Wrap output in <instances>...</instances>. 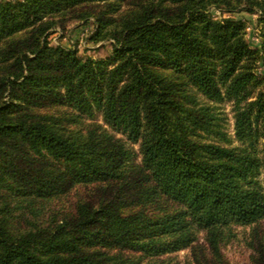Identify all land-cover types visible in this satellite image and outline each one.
Segmentation results:
<instances>
[{"label": "trees", "instance_id": "16d2710c", "mask_svg": "<svg viewBox=\"0 0 264 264\" xmlns=\"http://www.w3.org/2000/svg\"><path fill=\"white\" fill-rule=\"evenodd\" d=\"M90 20L108 57L49 43ZM236 225L264 264V0H0V264H230Z\"/></svg>", "mask_w": 264, "mask_h": 264}, {"label": "rangeland", "instance_id": "374dc122", "mask_svg": "<svg viewBox=\"0 0 264 264\" xmlns=\"http://www.w3.org/2000/svg\"><path fill=\"white\" fill-rule=\"evenodd\" d=\"M209 13L214 19L233 17L242 21L245 26L247 33L246 36L249 43L252 46L259 45L263 25L258 21V12H249L244 8L228 12L212 6ZM93 29L94 23L92 20L86 23L74 21L69 23L65 29H61L60 27L51 29L48 35V41L51 45H61L66 48H77L78 55L82 58L92 57L99 59L108 57L112 52L111 43L109 41H100L97 43L89 41L88 37ZM202 97L203 96L199 97L201 102L213 106L214 112L218 115V117H220V122L224 127V131L230 139V143L218 139H215V142L231 146L236 145L237 142L234 140V117L232 103L229 101L213 103ZM94 118V120L102 122L100 116L96 115ZM128 144L134 149V151H137L138 146L136 144ZM84 190L85 189L81 187L76 192L70 193L67 197L54 201L52 206L57 210H69L76 202L78 195L85 192ZM233 232L234 235L223 245L222 253L230 264H248L252 253L247 243L250 228L236 225L233 227ZM202 236L203 234H198L200 240H202ZM189 249V247H182L178 251L162 256V259L165 260L164 264H193Z\"/></svg>", "mask_w": 264, "mask_h": 264}]
</instances>
